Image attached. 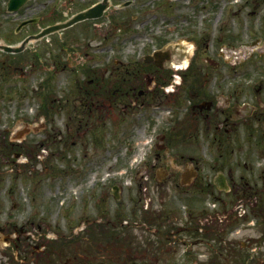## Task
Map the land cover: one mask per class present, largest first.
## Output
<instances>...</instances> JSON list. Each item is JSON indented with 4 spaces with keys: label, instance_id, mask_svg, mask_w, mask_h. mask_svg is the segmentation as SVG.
I'll return each mask as SVG.
<instances>
[{
    "label": "rangeland",
    "instance_id": "374dc122",
    "mask_svg": "<svg viewBox=\"0 0 264 264\" xmlns=\"http://www.w3.org/2000/svg\"><path fill=\"white\" fill-rule=\"evenodd\" d=\"M6 1L0 0V30L9 32L20 20L41 15L37 22L11 33L9 43L51 21V4L55 11L64 7L60 0H28L16 12L7 13ZM251 8L255 13L246 14L244 24L239 25L246 41L244 51L239 52L246 71L245 117L229 128L233 140L236 132L244 146L242 151L234 148L238 149L233 155L239 168L232 166L234 157L231 165L225 160L221 142L212 140L206 127L210 123L186 107L189 97L181 92L184 88L166 91L171 83L159 88L163 93L160 102H142L139 97L121 106L120 99L105 95L112 89L106 72L100 101L97 98L100 104L94 95L83 91L79 104L70 105L71 117L67 118L57 101L58 94L64 96L65 91L51 94L54 77H49L47 69V47L64 29L29 43L18 54L0 52V264H215L216 252H221L228 264H241L236 251L240 242L242 252L249 254L247 264H255L253 257L264 252V18L258 19L264 14V0L246 1V11L253 12ZM113 12L112 6L101 16L102 35L104 27L111 25ZM234 21L231 18L230 24ZM232 30L230 26L229 32ZM14 57L21 60L20 81H14L18 71ZM108 63H102V70ZM61 86L58 81L56 87ZM72 88L75 95L78 88ZM44 111L50 113L44 115ZM160 131L163 141L155 138ZM158 144L167 148H158ZM249 151L258 155L257 159ZM182 152H190L192 158L180 157ZM219 152L224 156L217 159ZM185 164L199 165L193 179L198 184H179ZM160 168L167 174L158 179ZM217 171L225 175L230 171L237 182L245 176L249 195L238 191L212 194L210 189H202L200 180L211 179ZM114 190L118 198H114ZM216 196H220L219 202L213 200ZM239 205L245 210L240 220L246 217L253 223L240 221L243 232L231 237L235 221L223 225L238 218ZM217 219L224 221L219 229L214 226ZM198 222L204 227L195 231ZM110 226L121 233L115 237L116 244L109 243L106 248ZM145 228L164 231L158 234L161 241L162 235L166 238V252L158 263L137 249L144 247H137L138 240L146 244L152 236ZM215 232L225 236L224 249L213 238ZM115 246L122 250L115 251Z\"/></svg>",
    "mask_w": 264,
    "mask_h": 264
},
{
    "label": "flooded vegetation",
    "instance_id": "af4514ba",
    "mask_svg": "<svg viewBox=\"0 0 264 264\" xmlns=\"http://www.w3.org/2000/svg\"><path fill=\"white\" fill-rule=\"evenodd\" d=\"M97 1L60 0L65 12L55 11L51 4L49 22L67 20ZM124 1L110 0L114 12L103 35L102 17L89 18L66 27L48 45L52 69L62 72L66 102L73 98L74 85L94 95L96 103L97 98L100 101L106 72L112 79L113 100L120 99L121 106L139 97L142 102L159 100L160 87L171 83L176 88L170 93H175L190 80L193 113L212 122L214 128L238 125L245 115V72L238 60L244 42L238 30L245 19L246 0H131L129 5L119 6ZM230 16L238 21L232 40ZM102 38L108 40L111 52L105 56L111 63L104 70L102 50L106 44ZM156 48L162 49L154 57L156 64L146 62L145 56ZM231 60L233 69L229 70ZM13 63L19 80L21 60L14 57Z\"/></svg>",
    "mask_w": 264,
    "mask_h": 264
},
{
    "label": "water",
    "instance_id": "95a60500",
    "mask_svg": "<svg viewBox=\"0 0 264 264\" xmlns=\"http://www.w3.org/2000/svg\"><path fill=\"white\" fill-rule=\"evenodd\" d=\"M25 0H9L8 2V9L10 10H15L17 9ZM107 5V1L104 0L102 3L97 4L96 6H94L93 8H90L84 12L79 13L76 17V19H82L88 16H92V15H100L103 11V9L106 7ZM95 13V14H94ZM73 21V20H71ZM71 22H67L65 24H56V25H52V26H47L45 28H42L38 33L36 34H31L26 36L21 43L15 45V46H1L4 50L6 51H10V52H17L22 50L25 45L29 42V41H33L36 40L50 32H52L53 30H56L58 28L64 27L67 24H70Z\"/></svg>",
    "mask_w": 264,
    "mask_h": 264
}]
</instances>
